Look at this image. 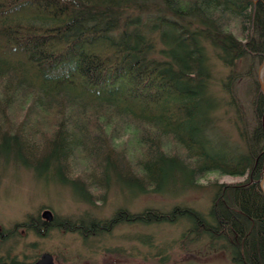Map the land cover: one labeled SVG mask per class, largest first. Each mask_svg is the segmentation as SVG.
I'll return each mask as SVG.
<instances>
[{
  "label": "trees",
  "instance_id": "1",
  "mask_svg": "<svg viewBox=\"0 0 264 264\" xmlns=\"http://www.w3.org/2000/svg\"><path fill=\"white\" fill-rule=\"evenodd\" d=\"M158 42L162 57H152ZM206 43L229 69L227 99L213 92ZM263 60L264 0H0V165L52 174L91 205L114 183L133 194L213 189L207 215L120 207L107 219L16 227L87 239L123 223L186 221L182 244L207 236L234 264H264V93L254 74ZM240 61L253 71L250 125L233 89ZM229 108L235 141L222 127ZM211 171L241 179L201 183Z\"/></svg>",
  "mask_w": 264,
  "mask_h": 264
},
{
  "label": "rangeland",
  "instance_id": "2",
  "mask_svg": "<svg viewBox=\"0 0 264 264\" xmlns=\"http://www.w3.org/2000/svg\"><path fill=\"white\" fill-rule=\"evenodd\" d=\"M206 45L207 60L212 68L213 92L227 99L229 96L223 89V81L229 69L219 61L216 50L209 43ZM161 46L158 42L151 53L152 57H162L158 52ZM262 63L255 64L254 68L260 86ZM248 64V61H240L236 66L239 78L233 89L243 105L246 123L250 125L253 122V109L249 85L253 71L248 73ZM222 113L225 134L231 140H237L234 126L237 114L232 108ZM214 178L222 181L241 179L229 175L220 176L217 171H211L201 179V183L208 184ZM212 195L213 189L210 187L177 193L133 194L114 183L105 200L91 205L80 200L71 187L57 182L52 174L39 177L23 166L3 164L0 165V232L41 218L45 209L52 210L54 217L59 218L107 219L120 207L139 212L147 207L169 210L176 204H183L195 207L207 215ZM188 227L186 221L153 225L123 223L109 233L84 239L79 233L55 227L48 230L45 227V233L38 235L31 229L19 226L16 227V234L0 236V256L32 262L43 252L49 251L55 257V264H234L230 251L212 245L207 236L188 245L182 244L181 236Z\"/></svg>",
  "mask_w": 264,
  "mask_h": 264
},
{
  "label": "water",
  "instance_id": "3",
  "mask_svg": "<svg viewBox=\"0 0 264 264\" xmlns=\"http://www.w3.org/2000/svg\"><path fill=\"white\" fill-rule=\"evenodd\" d=\"M261 69H262L261 89L264 93V60H263ZM263 120H264V114H263ZM261 188L264 192V164H263V177H262V181H261ZM42 218L46 222L50 223V222H53L55 217H54L52 210L45 209L42 213ZM30 264H55V257L51 252L46 251V252H43L36 261H34Z\"/></svg>",
  "mask_w": 264,
  "mask_h": 264
}]
</instances>
